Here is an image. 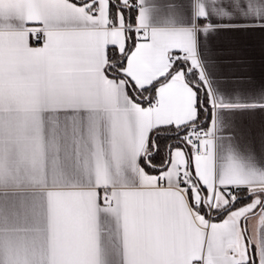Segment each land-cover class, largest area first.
<instances>
[{
    "label": "snow or ice",
    "instance_id": "obj_1",
    "mask_svg": "<svg viewBox=\"0 0 264 264\" xmlns=\"http://www.w3.org/2000/svg\"><path fill=\"white\" fill-rule=\"evenodd\" d=\"M253 37L264 0H0V264H264V168L216 162Z\"/></svg>",
    "mask_w": 264,
    "mask_h": 264
},
{
    "label": "crops",
    "instance_id": "obj_2",
    "mask_svg": "<svg viewBox=\"0 0 264 264\" xmlns=\"http://www.w3.org/2000/svg\"><path fill=\"white\" fill-rule=\"evenodd\" d=\"M254 58V76L257 82L264 80L259 37L242 41ZM234 137L218 141L216 162L223 167L235 158L246 165L264 168V112L236 111L229 114Z\"/></svg>",
    "mask_w": 264,
    "mask_h": 264
},
{
    "label": "trees",
    "instance_id": "obj_3",
    "mask_svg": "<svg viewBox=\"0 0 264 264\" xmlns=\"http://www.w3.org/2000/svg\"><path fill=\"white\" fill-rule=\"evenodd\" d=\"M210 120H211L210 110L209 109H205V114L201 118V124L207 126V125L210 124Z\"/></svg>",
    "mask_w": 264,
    "mask_h": 264
}]
</instances>
